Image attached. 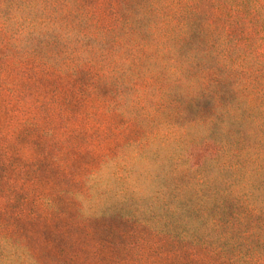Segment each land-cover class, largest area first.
Here are the masks:
<instances>
[{
  "label": "rangeland",
  "instance_id": "374dc122",
  "mask_svg": "<svg viewBox=\"0 0 264 264\" xmlns=\"http://www.w3.org/2000/svg\"><path fill=\"white\" fill-rule=\"evenodd\" d=\"M108 2L94 0L89 4L96 8L93 15L103 26L114 18ZM1 5L5 16L12 13L11 0H1ZM226 15L229 27L225 20L219 27L228 28V34L222 35L217 29L206 38L198 29L188 46L176 54L182 57L174 55L186 64L192 62L188 60L193 57L190 51L196 52L191 78L213 83L195 93L184 82L169 89L170 93L167 90L163 101L158 100L163 82L169 85L168 79L175 78L168 74L170 63L161 70L163 73L151 76L146 87L140 84L147 76L144 72L139 84L131 88L115 86L112 75L111 90L101 89L105 97L96 101L90 95L92 88L81 86L71 75L51 73L46 79L52 85L45 86L33 70L38 67L34 57L41 45L21 47V55H25L22 63L1 54L4 48L0 51V228L7 241L28 240V247L43 264H204L201 257L194 258L192 243L185 246L156 232L169 230L165 212L158 213L153 203L156 190L171 186L168 175L181 173L190 165L196 176H214L223 162L231 166L237 163L236 180L244 182L252 169L250 162L256 160L253 156L261 152L260 141L250 132L257 130L251 119L262 115L259 107L264 105L263 14L247 16L249 26H237L241 17ZM202 16L201 22L206 12ZM90 44L71 42L69 47L71 53L97 48ZM207 50L210 53L205 55ZM30 51L32 54H27ZM170 58L171 54L166 56ZM146 64L145 69L155 72L161 62L153 66L150 60ZM142 89L151 99L147 105H120L122 95L139 96ZM162 103L167 106L164 111L159 105ZM239 109L235 119L233 113ZM206 122L211 125L199 127ZM188 125L194 127L185 131L184 138L181 133ZM141 140L154 144L143 153L160 164L159 169H145L139 177L146 194L135 190L133 184L123 183L128 173L123 159L129 163L134 158L140 145H132V141ZM154 148L156 151L149 150ZM231 154L235 156L231 158ZM135 171L140 172L138 167ZM152 172L166 173L165 179L160 176L158 181L141 185ZM112 175L120 180L112 182ZM233 175L229 169L219 176L228 181ZM180 180L186 182L185 178ZM229 188L215 181V191ZM250 188L257 195L254 198L260 199L262 181H255ZM216 201L214 206L222 199ZM240 208L231 201L216 217L226 222ZM152 217L163 219V225L154 227ZM169 229L177 235L187 230L178 223Z\"/></svg>",
  "mask_w": 264,
  "mask_h": 264
},
{
  "label": "trees",
  "instance_id": "16d2710c",
  "mask_svg": "<svg viewBox=\"0 0 264 264\" xmlns=\"http://www.w3.org/2000/svg\"><path fill=\"white\" fill-rule=\"evenodd\" d=\"M92 1L94 0H11L14 9L7 16L2 12L1 5L0 51L4 48L1 54H7L6 57L18 59L19 63H22L25 55H21V47L35 43L41 45L34 57L38 67L33 70L35 75L44 81L45 86L52 85L46 79L51 73L71 75L70 77L79 80L81 86L92 88L90 95L96 101L101 100L102 96L105 97L104 94L101 95V89L111 90L112 75L116 79L115 86L131 88L143 78L144 72L147 76L140 84L146 87L152 81L151 76L163 73L161 70L166 69L165 66L170 63L168 74L174 75L175 78L168 79L169 85L163 82L165 86L160 89L162 96H158V100L163 101L167 90L170 93L169 89L179 87L184 82L195 93L198 88L201 92L202 87H209L213 83V80L209 79L198 83V77L191 78L196 52L190 51V56L193 57L188 60L192 62L181 64L176 59V54L188 46L187 43L195 37L198 29L201 31L200 36L204 34L206 38L217 29L222 35L228 34V28L219 27L220 21L223 20L229 27L230 18L226 14H232L235 16L233 18L241 17L242 23L237 22V26H249L245 18L254 13H262L261 24L264 26V0H108L109 12L114 18L106 26L101 25L99 19L93 15L96 8L89 5ZM204 12L207 17L201 22ZM71 42L79 46L81 43H91V46L97 48L90 47L71 53ZM56 46L61 47L57 49ZM59 50L67 54L62 55V52H57ZM209 53L210 50L205 51V55ZM27 54L31 55L32 51ZM169 54L173 58L166 59ZM150 60L153 66L155 62H161L155 72L145 69ZM83 62L89 68H86ZM227 68L229 71L234 70ZM142 90V95L132 98L121 94L120 105H147L151 99L148 91ZM159 105H163L161 111L167 107L164 106L166 103ZM259 108L262 115L251 119L253 125L257 124V130L252 129L250 134L260 141L261 152L258 156H253L256 160L252 159L250 162L252 169L244 182L236 180L240 165L236 163L231 166L226 161L214 176H196L192 172L195 170L192 165L181 173L175 171L167 177L171 186L166 185L167 189L155 191L159 196L154 195L153 207L157 208L158 213L165 212V225L169 230L156 232L163 233L167 238L178 239L184 242L185 246L189 242L192 243L191 248L196 251L194 258L198 260L201 257L200 260L204 264H264V105ZM240 112L241 109L234 111L235 119L239 117ZM249 117L254 116L250 114ZM201 125L206 127L211 125V122L200 124L199 127L202 128ZM192 127L194 126L184 127L181 136L185 138V131ZM142 142L132 141V145H140V150L129 163L123 159L122 166H128V173L122 179L124 184H133L135 190L146 194L145 189H141L139 185V177L145 169H159L160 164L152 159L153 156L143 153L154 144L147 145ZM155 149L157 148L149 150L156 151ZM234 156L231 154V158ZM137 167L140 170L138 173L135 171ZM229 169L234 174L230 180L219 176ZM230 174L232 176V173ZM165 175L166 173L149 174V179L141 185L158 181L160 176L165 179ZM112 176V182L120 180L118 176ZM181 177L186 179L184 184L181 183ZM258 180L262 181L263 187L259 191L262 194L260 199L254 198L257 195L250 188L251 184ZM215 181L222 185L228 184L230 188L215 191ZM109 191L110 188L107 189V192ZM171 191L176 193L174 197L168 195ZM116 198H123V195H116ZM216 199H222L218 206H214L218 202ZM231 201L240 204V211L223 222L216 215L226 210ZM211 214L213 215L210 218ZM152 218L150 223L154 227L163 225L164 221L160 217ZM145 222L149 224L148 221ZM177 223L187 229L180 235L173 232L174 229H169L174 228ZM188 233L192 236L189 237ZM200 233L204 234V237ZM7 238L0 228V264H43L37 254L32 253L28 247V240L7 241ZM60 255L61 249L57 256Z\"/></svg>",
  "mask_w": 264,
  "mask_h": 264
}]
</instances>
